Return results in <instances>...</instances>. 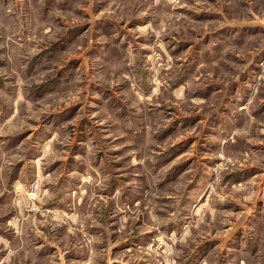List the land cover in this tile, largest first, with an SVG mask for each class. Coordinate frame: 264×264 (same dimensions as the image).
<instances>
[{"label":"rangeland","instance_id":"rangeland-1","mask_svg":"<svg viewBox=\"0 0 264 264\" xmlns=\"http://www.w3.org/2000/svg\"><path fill=\"white\" fill-rule=\"evenodd\" d=\"M0 264H264V0H0Z\"/></svg>","mask_w":264,"mask_h":264}]
</instances>
